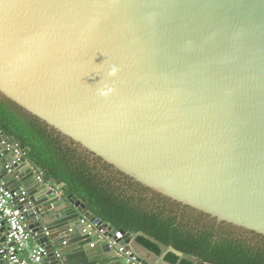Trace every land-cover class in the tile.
<instances>
[{"label": "water", "instance_id": "95a60500", "mask_svg": "<svg viewBox=\"0 0 264 264\" xmlns=\"http://www.w3.org/2000/svg\"><path fill=\"white\" fill-rule=\"evenodd\" d=\"M0 95L125 177L264 236V0H0ZM7 141L0 129L1 167ZM30 166L1 175L25 190L48 264H209L114 228Z\"/></svg>", "mask_w": 264, "mask_h": 264}, {"label": "trees", "instance_id": "16d2710c", "mask_svg": "<svg viewBox=\"0 0 264 264\" xmlns=\"http://www.w3.org/2000/svg\"><path fill=\"white\" fill-rule=\"evenodd\" d=\"M0 129L9 139L28 149L26 160L43 172L45 181L56 180L67 185L86 210L114 228L131 233L142 231L204 263L264 264V244L253 240V235L258 234L224 222L218 225L208 215L181 206L120 173L122 185L114 182L111 165L48 128L2 95ZM89 159L102 163L106 172L95 170ZM189 212L206 218L211 225L196 229L193 224L196 215ZM237 230L244 234H235ZM137 241L159 253L158 247L143 237H137ZM178 259L171 252L164 254L167 262L176 264Z\"/></svg>", "mask_w": 264, "mask_h": 264}, {"label": "built area", "instance_id": "2783aa9c", "mask_svg": "<svg viewBox=\"0 0 264 264\" xmlns=\"http://www.w3.org/2000/svg\"><path fill=\"white\" fill-rule=\"evenodd\" d=\"M2 151H4L3 157L12 154V162L3 167L0 165V228L6 227L0 253L8 264H48L46 248L36 242L35 232L30 227L26 210L19 209L17 205V202H22L26 198L25 190L23 188L20 190L6 188L1 175V169L9 172L13 164H20L23 159H26L25 148L19 142L8 138ZM30 168L35 173L38 182L48 184L51 192L58 193V197H61L62 191L53 182H46L40 169L33 165ZM78 222L85 226L82 230L83 233L92 235L93 232H96L98 238H102L104 230L99 229L96 222L90 221L84 216L80 217ZM122 249L124 248L121 247L120 250ZM126 253L129 254L130 251Z\"/></svg>", "mask_w": 264, "mask_h": 264}, {"label": "rangeland", "instance_id": "374dc122", "mask_svg": "<svg viewBox=\"0 0 264 264\" xmlns=\"http://www.w3.org/2000/svg\"><path fill=\"white\" fill-rule=\"evenodd\" d=\"M90 160V162L92 163V165L95 167L94 169L95 170H97L98 172H106V169H105V167H103L102 166V163H96V162H94L93 160H91V159H89ZM108 170V169H107ZM110 172H113V176H115L114 177V182H117L118 184H120V185H122L121 184V181H119V177H121L120 176V174H118L119 172H117L116 170H114L113 168H110ZM124 176V175H123ZM124 178H126V177H124ZM113 179V178H112ZM129 181H132V180H129ZM120 182V183H119ZM146 194V193H145ZM148 196H149V194H148ZM147 197V196H146ZM177 214L178 215H180L179 214V211L177 212ZM189 214H191V215H196V217L194 216V227L196 228V229H200L202 226L201 225H204V227L206 226V225H211V222L209 223V221L206 219V218H203L202 216H200L199 214H197V213H195V212H189ZM193 217V216H192ZM200 225H199V224ZM217 227V226H216ZM241 233H243V231H239V230H237V232H235V234H241ZM244 234V233H243ZM253 240L254 241H256V242H258V243H262V244H264V237H262V236H258V235H253Z\"/></svg>", "mask_w": 264, "mask_h": 264}, {"label": "crops", "instance_id": "0c3cea01", "mask_svg": "<svg viewBox=\"0 0 264 264\" xmlns=\"http://www.w3.org/2000/svg\"><path fill=\"white\" fill-rule=\"evenodd\" d=\"M25 174V173H24ZM47 182V181H46ZM80 217H82V216H80ZM79 217V218H80ZM5 228L6 227H1L0 228V238L2 237V236H5ZM2 231V232H1ZM1 264H4V262H1ZM6 264H8L7 262H6Z\"/></svg>", "mask_w": 264, "mask_h": 264}, {"label": "flooded vegetation", "instance_id": "af4514ba", "mask_svg": "<svg viewBox=\"0 0 264 264\" xmlns=\"http://www.w3.org/2000/svg\"><path fill=\"white\" fill-rule=\"evenodd\" d=\"M217 223V222H216ZM218 225H220V223H217Z\"/></svg>", "mask_w": 264, "mask_h": 264}]
</instances>
